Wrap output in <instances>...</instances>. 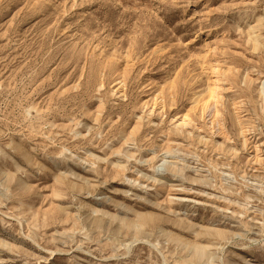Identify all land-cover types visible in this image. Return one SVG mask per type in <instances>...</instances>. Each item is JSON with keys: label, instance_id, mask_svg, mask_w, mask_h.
Listing matches in <instances>:
<instances>
[{"label": "rangeland", "instance_id": "374dc122", "mask_svg": "<svg viewBox=\"0 0 264 264\" xmlns=\"http://www.w3.org/2000/svg\"><path fill=\"white\" fill-rule=\"evenodd\" d=\"M0 264H264V0H0Z\"/></svg>", "mask_w": 264, "mask_h": 264}, {"label": "bare ground", "instance_id": "6f19581e", "mask_svg": "<svg viewBox=\"0 0 264 264\" xmlns=\"http://www.w3.org/2000/svg\"><path fill=\"white\" fill-rule=\"evenodd\" d=\"M211 95H212V94H211ZM209 99H211V97H210ZM208 101H209V100H208ZM205 103L208 105L207 102H205ZM209 103H210V101H209ZM207 110H208V109H207ZM195 255H196L198 258H201L202 255H203V249H201V248H199V247H196ZM211 259H212V258H211Z\"/></svg>", "mask_w": 264, "mask_h": 264}]
</instances>
